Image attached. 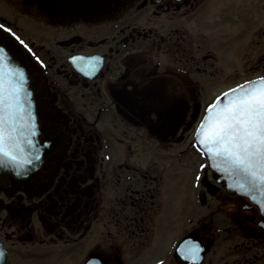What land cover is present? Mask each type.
<instances>
[{
	"label": "flooded vegetation",
	"instance_id": "obj_1",
	"mask_svg": "<svg viewBox=\"0 0 264 264\" xmlns=\"http://www.w3.org/2000/svg\"><path fill=\"white\" fill-rule=\"evenodd\" d=\"M0 25L32 105L0 156L7 264H211L219 241L240 249L224 264H264V212L196 140L224 90L264 75V0H0ZM218 42L254 69L223 90Z\"/></svg>",
	"mask_w": 264,
	"mask_h": 264
},
{
	"label": "snow or ice",
	"instance_id": "obj_2",
	"mask_svg": "<svg viewBox=\"0 0 264 264\" xmlns=\"http://www.w3.org/2000/svg\"><path fill=\"white\" fill-rule=\"evenodd\" d=\"M0 30L10 31L4 25H0ZM6 76L15 77L18 82L13 83ZM24 80V72L8 68L6 57L0 56V156L11 161L17 160L12 149L17 147L14 133L17 112L23 110L19 104ZM231 91L239 94L232 96L227 104L218 99L210 106L201 125L200 143L210 157L227 165L225 171L243 175L249 191L259 189L264 196V79ZM229 96L230 93L224 94V98Z\"/></svg>",
	"mask_w": 264,
	"mask_h": 264
},
{
	"label": "water",
	"instance_id": "obj_3",
	"mask_svg": "<svg viewBox=\"0 0 264 264\" xmlns=\"http://www.w3.org/2000/svg\"><path fill=\"white\" fill-rule=\"evenodd\" d=\"M0 56H5L7 60V66L8 68L12 70H22L25 74V80L23 81V90L20 92V104L19 108H22V111L17 112V117H16V131L14 135L17 137V140L15 141L16 145L22 141L21 138V130H24L25 126L27 123L31 122L30 121V115H31V102H30V94H29V88H28V79L26 77V73L23 69V67L20 65V63L12 56V54L9 52V50L0 43ZM12 79L13 83H17L15 77H7L6 79ZM262 79H264V76L253 78L250 80H247L245 82H242L228 90H226L224 93L221 94L217 98L222 99L223 104H227L229 102V99L234 96L238 95L239 93H232V89H239L241 85H248L249 82H259ZM225 93H230V96L228 98H224ZM216 100V101H217ZM215 101V103H216ZM214 103V104H215ZM210 108V107H209ZM209 110V109H208ZM209 112L207 111L204 119L200 123L198 130H197V142L199 143L200 147L204 150L205 154L208 157L210 166L219 173V179L222 181H225L227 184V187L230 191L232 192H239L242 194H245L249 196L253 201H255L262 209L264 212V196L261 195L259 189H254L252 191H249V184L247 182V179L241 175L237 174L234 171H225L224 169L227 167L226 164H224L222 161L219 160H214L212 157L208 155L207 148L200 143L201 136H200V129L201 125L205 123V118L208 116ZM16 148V147H15ZM14 148V149H15ZM241 184L244 185V187H241ZM0 264H7V252L5 247L3 246V243L0 241Z\"/></svg>",
	"mask_w": 264,
	"mask_h": 264
},
{
	"label": "rangeland",
	"instance_id": "obj_4",
	"mask_svg": "<svg viewBox=\"0 0 264 264\" xmlns=\"http://www.w3.org/2000/svg\"><path fill=\"white\" fill-rule=\"evenodd\" d=\"M218 47H219L218 51L220 54L221 65L223 68V71L219 76V83H218L219 88H221V90L241 80L245 75L247 76L249 74H253L252 71L254 69L251 70L252 67L251 68L248 67V65L246 64V59L242 58L243 55L240 52H238L234 46H229V45L225 46L224 42H218ZM251 61L252 62L249 65H252L254 67L258 59H256L255 61L253 60ZM185 174L186 177L184 176ZM191 174H192L191 172L184 170L183 177L185 178V181H188L189 186H190V181L188 179L189 176H191ZM190 188L183 187L177 189L175 187L173 191V196H175L177 200H180V194L187 192L188 190H189V195L191 194L192 190ZM178 203L181 204L180 201ZM190 209L191 211L193 210L192 207ZM180 228L181 227H178L177 230L179 231ZM228 244H229L228 242H224V243L222 241L218 242V244L214 248L215 250H212L209 253V260L211 264H224L221 258L228 259V261L230 262L233 260V257L241 258V255L239 254L240 249L238 248V250H231L232 246H229Z\"/></svg>",
	"mask_w": 264,
	"mask_h": 264
}]
</instances>
